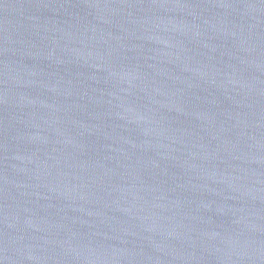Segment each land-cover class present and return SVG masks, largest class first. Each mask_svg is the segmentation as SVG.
I'll return each mask as SVG.
<instances>
[{
    "label": "water",
    "instance_id": "water-1",
    "mask_svg": "<svg viewBox=\"0 0 264 264\" xmlns=\"http://www.w3.org/2000/svg\"><path fill=\"white\" fill-rule=\"evenodd\" d=\"M0 264H264V0H0Z\"/></svg>",
    "mask_w": 264,
    "mask_h": 264
}]
</instances>
